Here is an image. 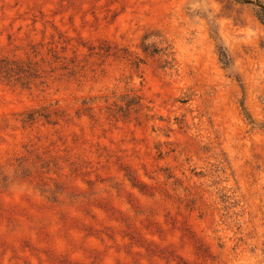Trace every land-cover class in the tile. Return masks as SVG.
I'll return each instance as SVG.
<instances>
[{
  "label": "rangeland",
  "instance_id": "374dc122",
  "mask_svg": "<svg viewBox=\"0 0 264 264\" xmlns=\"http://www.w3.org/2000/svg\"><path fill=\"white\" fill-rule=\"evenodd\" d=\"M263 15L0 0V264H264Z\"/></svg>",
  "mask_w": 264,
  "mask_h": 264
},
{
  "label": "trees",
  "instance_id": "16d2710c",
  "mask_svg": "<svg viewBox=\"0 0 264 264\" xmlns=\"http://www.w3.org/2000/svg\"><path fill=\"white\" fill-rule=\"evenodd\" d=\"M262 21L264 23V15H263ZM143 51L145 53H147L148 47H146V46L143 47ZM152 53L157 54L158 50L154 49L152 51ZM221 62L223 63V65L225 67H228L229 62L227 60V56L225 53L221 54ZM139 63H140L139 60H135L133 62V65L138 66ZM28 72L29 71H26L24 68V65H22V64L21 65L20 64H13V63L11 64V63H8L4 60H0V75L4 79H7L9 81H20L23 79H28V75H26ZM131 102H133V101H129L127 103L128 108L134 104ZM29 120H32V119L30 118Z\"/></svg>",
  "mask_w": 264,
  "mask_h": 264
}]
</instances>
